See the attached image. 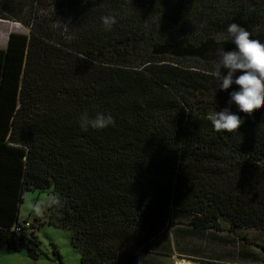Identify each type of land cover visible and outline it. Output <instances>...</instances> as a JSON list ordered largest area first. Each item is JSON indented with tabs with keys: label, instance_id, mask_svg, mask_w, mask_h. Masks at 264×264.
<instances>
[{
	"label": "trees",
	"instance_id": "16d2710c",
	"mask_svg": "<svg viewBox=\"0 0 264 264\" xmlns=\"http://www.w3.org/2000/svg\"><path fill=\"white\" fill-rule=\"evenodd\" d=\"M6 1L7 7L18 2ZM20 1V24L28 34L11 33L0 50V249L24 251L33 260L41 254L34 225L25 227L19 218L23 194L35 190H51L44 217L71 232L80 264H118L122 256L135 263L137 252L176 218L199 231H221L223 220L231 231H264V105L238 113L243 122L237 132H217L209 117L227 106L237 87L218 90V65L146 57L133 66L110 55L96 61L82 48L108 46L127 59L121 51L127 42L135 49L150 37L119 33L127 42L111 41L101 19H89L93 33L85 42L54 41L34 17H53L56 0L43 11L37 0L33 10L31 0ZM181 1L146 0L143 12L130 16L131 28L142 14H177L175 34L151 44L171 45L176 55L183 49L190 54V32H202L194 34L196 49L205 51L214 42L201 43L204 34L232 22L264 24L261 4L244 10L222 0L223 10L210 4L185 30L186 15L176 6ZM232 110L238 111L235 105ZM98 112L114 123L83 130L80 117Z\"/></svg>",
	"mask_w": 264,
	"mask_h": 264
},
{
	"label": "rangeland",
	"instance_id": "374dc122",
	"mask_svg": "<svg viewBox=\"0 0 264 264\" xmlns=\"http://www.w3.org/2000/svg\"><path fill=\"white\" fill-rule=\"evenodd\" d=\"M16 1L18 2H14L12 5L9 3L10 7H7V1L0 0V50L6 49L7 39L11 33L28 34V30L20 24V21L23 24L25 22L19 15L22 1ZM53 1L37 0L38 8L36 9L46 10L52 5ZM229 1L234 7L240 5L244 10L249 4H261V6H264V0ZM210 4L219 10H223L226 7L222 0H182L177 2L176 6L181 10L178 14L186 15V21L182 27L187 30V26L193 20V16L196 13L199 15L206 13ZM34 5V0H31L32 10ZM190 5L193 6L192 9H189ZM56 6L58 11L54 13L53 17L40 18L39 20H36L38 17H34V23L38 21V23L45 24L46 29L49 28L48 31L55 34V36L51 35L54 41H66L68 44L74 43V41L85 42L87 32L89 31L90 35L93 33L91 29H88L85 21L91 19V22L94 23L104 15L116 17L117 22L110 30H107L113 37L111 41H120L122 38L119 33L121 35L125 33L127 37L133 39L140 36L145 39L150 37L149 43L140 42L135 47L137 49L134 55L133 43L122 39L125 43L127 42L124 47L127 45L128 50L124 49V47L121 50L122 53H126L127 59L120 57L119 54L117 55L116 51L110 53L108 46L105 48L104 46H97L96 49L82 48L83 54L93 56L92 58L96 61L106 59V56L110 55L111 60L115 63L125 61L126 65H131L132 63L133 66L135 64L140 65L146 57L176 59L183 62V64L218 65V49L223 47L225 50H232L235 47L234 44L227 40L226 30L223 29L214 31V34H204L202 36L201 43L207 40L214 42L205 51L196 49L199 38L195 37L194 34H202L198 30L197 32H190L188 36L187 44L191 46V49H189L190 54H186V50L183 49L182 51L176 50L175 55L171 45H164L158 48L151 46L152 42L156 43V41L161 39V36L167 38L169 35L175 34L173 31V19L177 14H165L163 11L155 15L142 14L138 23H134L131 28L129 22H131L132 18L130 16L136 12H143L146 8V0H56ZM55 23L63 27L60 28ZM51 26H56L57 29H51ZM245 28L252 32L254 38L264 41V24H249ZM210 36L212 37L210 38ZM72 49H74L73 46ZM101 51H104L105 54H101ZM155 52L159 53L155 54ZM50 198L51 190L26 192L22 196L19 208L20 221H27L35 227L34 232L40 242L41 254L39 257L33 260L24 251L15 252L3 248L4 253L0 251V264H80V253L70 244L71 232L67 229L50 226L47 219L44 218ZM37 205H39V211L35 210ZM38 220H44L45 222L39 223L37 222Z\"/></svg>",
	"mask_w": 264,
	"mask_h": 264
},
{
	"label": "clouds",
	"instance_id": "9594fccd",
	"mask_svg": "<svg viewBox=\"0 0 264 264\" xmlns=\"http://www.w3.org/2000/svg\"><path fill=\"white\" fill-rule=\"evenodd\" d=\"M116 22L115 16L101 17L106 31ZM226 37L235 47L232 50L218 49V67L213 77L218 90L227 91L233 85L237 87L229 93L227 106L214 111L209 119L215 131L232 133L237 132L243 122L238 113L251 114L253 109L264 105V41L254 38L252 32L234 22L227 25ZM232 105L238 111L234 112ZM113 123L114 118L104 112H98L94 117L85 113L79 120L83 130L104 129ZM51 203L58 204V198L52 197ZM35 210L39 211V205Z\"/></svg>",
	"mask_w": 264,
	"mask_h": 264
},
{
	"label": "crops",
	"instance_id": "0c3cea01",
	"mask_svg": "<svg viewBox=\"0 0 264 264\" xmlns=\"http://www.w3.org/2000/svg\"><path fill=\"white\" fill-rule=\"evenodd\" d=\"M173 222L162 236L137 252L135 263L122 256L118 264H173L178 261L198 264L199 260L264 264V231L246 228L231 231L227 220L220 222L221 231L195 230L188 225L187 218H176Z\"/></svg>",
	"mask_w": 264,
	"mask_h": 264
},
{
	"label": "bare ground",
	"instance_id": "6f19581e",
	"mask_svg": "<svg viewBox=\"0 0 264 264\" xmlns=\"http://www.w3.org/2000/svg\"><path fill=\"white\" fill-rule=\"evenodd\" d=\"M175 264H190L189 262H187V261H178L177 263H175Z\"/></svg>",
	"mask_w": 264,
	"mask_h": 264
},
{
	"label": "built area",
	"instance_id": "2783aa9c",
	"mask_svg": "<svg viewBox=\"0 0 264 264\" xmlns=\"http://www.w3.org/2000/svg\"><path fill=\"white\" fill-rule=\"evenodd\" d=\"M24 225H25V227H29L30 224L27 222Z\"/></svg>",
	"mask_w": 264,
	"mask_h": 264
}]
</instances>
